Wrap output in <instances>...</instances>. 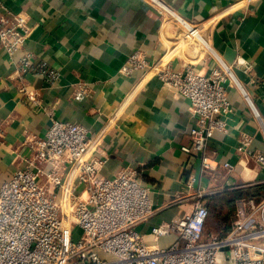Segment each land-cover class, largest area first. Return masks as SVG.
Wrapping results in <instances>:
<instances>
[{
    "label": "crops",
    "instance_id": "0c3cea01",
    "mask_svg": "<svg viewBox=\"0 0 264 264\" xmlns=\"http://www.w3.org/2000/svg\"><path fill=\"white\" fill-rule=\"evenodd\" d=\"M160 1L202 25L224 62L242 58L253 65L250 74L239 67L235 72L259 116L237 88H229L227 132L210 140L211 168H205L200 154L182 151L191 146L196 120L189 101L150 70L123 72L135 53L149 66L170 63L175 71L191 65L208 75L217 66L210 54L187 44L184 30L168 22L157 6L149 0H0L29 27L21 51L0 48V186L27 167L35 152L32 140L45 136L58 120L89 129L88 156L104 160L97 166L100 179L129 168L138 171L154 210L137 227L148 244H154L153 227L191 215L200 197L210 210L205 240L231 231L241 202H264V165L237 151L246 135L253 139L254 153L264 156V0ZM26 53L56 70L58 80L22 74L19 63ZM82 87L89 95L77 102L74 94ZM28 93L37 95L39 106ZM76 176L68 177L70 185ZM53 192L59 201L60 192ZM176 239L173 232L158 246L169 247Z\"/></svg>",
    "mask_w": 264,
    "mask_h": 264
},
{
    "label": "built area",
    "instance_id": "2783aa9c",
    "mask_svg": "<svg viewBox=\"0 0 264 264\" xmlns=\"http://www.w3.org/2000/svg\"><path fill=\"white\" fill-rule=\"evenodd\" d=\"M149 1L168 22L184 30L187 44L199 53L210 54L217 66L208 75L198 73L191 65L175 71L170 63L149 66L135 53L123 72L150 70L167 88L189 101L196 120L190 130L191 146H184L182 151L200 154L203 166L211 168L209 142L228 128L231 103L227 90L237 88L259 116L235 72L239 67L250 74L253 65L242 58L227 64L213 49L202 25L160 0ZM28 31L25 19L7 12L0 2V48L11 54L21 51ZM19 71L49 83L59 78L56 70L36 64L29 53L21 58ZM88 95V88L82 87L74 100L82 102ZM27 99L40 105L34 93H28ZM32 142L35 152L27 160V167L0 186V264H264V202H241L231 231L224 237L205 240L210 210L200 197L191 215L177 223L153 227L154 244H148L137 227L154 210L150 191L141 185L135 168L125 169L113 179H100L97 166L104 160L88 156L90 132L80 124L53 120L45 136ZM252 144L253 139L243 135L238 154L264 165V156L256 155ZM225 166L234 170L230 164ZM66 169L67 178L63 176ZM74 173L76 183L70 185L68 177ZM53 189L60 192L59 201ZM173 232L177 239L172 245L158 246L161 238Z\"/></svg>",
    "mask_w": 264,
    "mask_h": 264
},
{
    "label": "rangeland",
    "instance_id": "374dc122",
    "mask_svg": "<svg viewBox=\"0 0 264 264\" xmlns=\"http://www.w3.org/2000/svg\"><path fill=\"white\" fill-rule=\"evenodd\" d=\"M76 236H78L77 234H75Z\"/></svg>",
    "mask_w": 264,
    "mask_h": 264
}]
</instances>
